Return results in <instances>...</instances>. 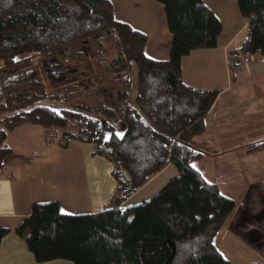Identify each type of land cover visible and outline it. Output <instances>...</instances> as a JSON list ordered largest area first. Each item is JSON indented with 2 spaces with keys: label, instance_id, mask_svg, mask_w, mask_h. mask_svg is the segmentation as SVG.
<instances>
[{
  "label": "trees",
  "instance_id": "obj_1",
  "mask_svg": "<svg viewBox=\"0 0 264 264\" xmlns=\"http://www.w3.org/2000/svg\"><path fill=\"white\" fill-rule=\"evenodd\" d=\"M157 1L165 5L173 34L167 60L146 55L147 34L116 19L110 0H0V71L56 58L68 75L59 84L62 90L27 86L0 94V168L14 150L5 143L9 134L21 125L39 124L60 145L92 143L93 154L113 164L117 181L114 207L98 213L63 214L57 201L33 205L16 232L39 262L232 264L216 237L236 201L204 176L196 165L204 153L191 145L206 129V115L220 90L186 83L182 69L185 55L217 46L223 23L205 0ZM237 4L247 19V34L240 47L229 49L236 57L231 71L251 54L264 56V0ZM108 46L115 53L103 63L97 51ZM79 63L92 64L93 70H81ZM134 65L137 89L131 95ZM98 71L115 81L102 86ZM91 92L96 94L92 101ZM256 143L249 151L264 149V141ZM170 163L179 173L157 194L122 206ZM8 231L0 228V243Z\"/></svg>",
  "mask_w": 264,
  "mask_h": 264
},
{
  "label": "crops",
  "instance_id": "obj_2",
  "mask_svg": "<svg viewBox=\"0 0 264 264\" xmlns=\"http://www.w3.org/2000/svg\"><path fill=\"white\" fill-rule=\"evenodd\" d=\"M110 1L116 19L147 34V56L155 60L169 59L173 34L162 2ZM246 25L247 19L242 24L240 20L239 26L225 36L223 23L217 46L195 49L185 55L182 69L186 83L220 90L206 115L205 131L211 121L220 131V145L225 150L219 158L218 172L222 177L231 173L229 179L239 178L237 184H225L223 189L220 181L211 180L218 183L222 193L236 200V207L219 231L216 244L223 254L224 248L239 258V264H264V149L245 152L249 141L264 140L261 137L264 134H260L264 131V56L251 54L238 66V74L252 80L247 92L242 86L239 91H233L236 77L231 75L228 59L229 49L242 44ZM93 150L92 143L71 140L63 146L57 139L47 138L38 149L17 151L14 148L7 155L5 166L0 168V228L9 231L0 243V264H75L68 259L37 261L16 229L31 214L35 203L57 201L61 212L68 215L93 214L114 207L117 181L112 175L113 164L94 155ZM178 173L175 164H168L122 206L149 200ZM234 194L241 196L239 202Z\"/></svg>",
  "mask_w": 264,
  "mask_h": 264
},
{
  "label": "rangeland",
  "instance_id": "obj_3",
  "mask_svg": "<svg viewBox=\"0 0 264 264\" xmlns=\"http://www.w3.org/2000/svg\"><path fill=\"white\" fill-rule=\"evenodd\" d=\"M206 1L210 4V7L218 14L221 21H223L222 23L225 24V30H224L225 36H228L232 30H234L235 28L239 26L240 20L242 24V21L246 19V17L242 15V13L240 12L238 8L237 0H206ZM237 14L241 16L242 18H239ZM243 35H245V33ZM84 49L87 53L90 52V48L88 44L84 46ZM114 53L115 51H113V49L108 46L103 51H97V56H101L100 60H102L103 63H106L108 58H111V56H113ZM78 66L81 70H85V69L93 70L92 64L89 65L88 63H82V64L79 63ZM101 68H103L102 70H104L103 66ZM66 69H67V66L65 67V65L60 67V64H58L56 58L42 60V61L35 60L32 63V65H27V66L23 65V67L20 65L18 68L14 70L13 69H10V70L3 69L0 71V74L2 72L7 71L11 73V75L13 76H15V74H17V72L19 71H22V72H25L28 70L31 71L30 72L31 74L28 76L27 79L12 80L11 82H9L8 86L4 88L3 93L6 94L8 92H14L20 88H24L27 86L33 89L41 90V91L52 89L53 87H55L56 90H62L61 89L62 87L60 88L59 84H62L63 83L62 81L63 80L65 81L66 80L65 78L68 76L65 71ZM63 70H64V75L63 73H61L63 72ZM98 74H99L98 76L99 77L101 76L102 78L101 77L100 78L103 79L101 82L102 86L109 85L110 83L115 81V78L113 79V77H111L109 73L105 74V71L102 72L101 74H100V71H98ZM137 75H138L137 66L134 65L131 71V74H130L131 86H132L131 95H135V92L137 89ZM231 75L232 77L233 76L236 77L235 86H234L233 91H239L241 86L246 88L245 90L246 92L249 90V88H251L252 80H250L248 76H240L238 74V67L235 69V71H231ZM78 79L84 81L85 77L82 79V77L79 76ZM52 80L54 82H50ZM97 88L101 89L102 87L99 86ZM77 97H79V100H82V98L85 97V95L84 94L77 95ZM95 97H96V94L94 92H91V95L89 94L88 99L92 101L95 99ZM45 101L47 103H50V101H47V100ZM245 106L247 105L245 104L244 107ZM262 127L264 128V126ZM216 128L217 130L215 131ZM48 130L49 129L39 124H24V125L19 126L14 131H12L9 134L5 143L14 147L15 150L17 151H32L34 149H38L39 146H41L42 143L45 141V139H47L48 136H50L47 133ZM260 134H264V131H260ZM219 137H220V131L218 127H216L215 122L211 121L206 131L204 130L201 134L196 135L192 139L191 145L194 148H197L204 153V156L201 159H199L196 165L200 166V169L202 170L204 176L208 180L220 181V185L223 189V187H225V184H232L233 182H236L233 184H237L239 178L229 179V177L232 175L231 173H226V175L222 177L223 174L218 172L221 166V162L219 158L224 153V150H225V148H223L220 145ZM261 137L263 138L264 135H262ZM255 141H257V139H255ZM254 144H257V143L253 141H249L248 144H246L247 146L245 145V152L248 151L252 153L253 151H255V150L249 151V147ZM257 149L258 148H256V150ZM234 195L236 196L237 201L239 202V199L241 196H238L236 194ZM136 205L138 204L131 205V206H136ZM224 247L226 248V245H224ZM223 251H224V254L229 258V260H231L232 264L240 263V259L235 258V256L230 251L224 248H223Z\"/></svg>",
  "mask_w": 264,
  "mask_h": 264
},
{
  "label": "flooded vegetation",
  "instance_id": "obj_4",
  "mask_svg": "<svg viewBox=\"0 0 264 264\" xmlns=\"http://www.w3.org/2000/svg\"><path fill=\"white\" fill-rule=\"evenodd\" d=\"M31 71H19L15 76L11 75V73L5 71L0 74V94L4 92V88H6L12 80H25L31 74Z\"/></svg>",
  "mask_w": 264,
  "mask_h": 264
},
{
  "label": "built area",
  "instance_id": "obj_5",
  "mask_svg": "<svg viewBox=\"0 0 264 264\" xmlns=\"http://www.w3.org/2000/svg\"><path fill=\"white\" fill-rule=\"evenodd\" d=\"M252 56H253V55H252ZM228 59H229V62H234V61H236V57H232V56H230L229 53H228Z\"/></svg>",
  "mask_w": 264,
  "mask_h": 264
},
{
  "label": "snow or ice",
  "instance_id": "obj_6",
  "mask_svg": "<svg viewBox=\"0 0 264 264\" xmlns=\"http://www.w3.org/2000/svg\"><path fill=\"white\" fill-rule=\"evenodd\" d=\"M117 135L122 137L123 133L121 132V133H118ZM193 167H195V165H193Z\"/></svg>",
  "mask_w": 264,
  "mask_h": 264
}]
</instances>
